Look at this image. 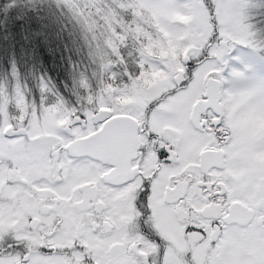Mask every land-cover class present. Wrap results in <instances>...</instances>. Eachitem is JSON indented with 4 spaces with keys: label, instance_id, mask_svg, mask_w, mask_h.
<instances>
[{
    "label": "snow or ice",
    "instance_id": "6c2138e0",
    "mask_svg": "<svg viewBox=\"0 0 264 264\" xmlns=\"http://www.w3.org/2000/svg\"><path fill=\"white\" fill-rule=\"evenodd\" d=\"M136 2L158 24L123 10L110 96L41 80L37 115L68 117L42 142L0 117V264H264V0Z\"/></svg>",
    "mask_w": 264,
    "mask_h": 264
},
{
    "label": "trees",
    "instance_id": "16d2710c",
    "mask_svg": "<svg viewBox=\"0 0 264 264\" xmlns=\"http://www.w3.org/2000/svg\"><path fill=\"white\" fill-rule=\"evenodd\" d=\"M10 3L13 0H0V107L8 103V111L14 116L22 114L18 110L22 106L14 103L13 93L23 90L32 98H41V80L69 104L75 103L81 88L92 84L103 92L104 87L113 91L115 88L106 83V66L122 63L116 40L131 41L138 35L129 28L123 10H131L142 26L155 25L149 13L140 9L135 13L136 4L129 0H95L102 24L90 15L62 9L56 0H38L37 6L15 0L16 6L11 8ZM13 67L16 77L12 76ZM85 78L87 85L81 83ZM103 83L106 86H101Z\"/></svg>",
    "mask_w": 264,
    "mask_h": 264
},
{
    "label": "rangeland",
    "instance_id": "374dc122",
    "mask_svg": "<svg viewBox=\"0 0 264 264\" xmlns=\"http://www.w3.org/2000/svg\"><path fill=\"white\" fill-rule=\"evenodd\" d=\"M132 2H133V4H136V7H137V9L135 10V13L138 12L139 9L141 11H144L146 13H149L148 16L153 20V22L155 23V25L158 24L157 17H156V15L154 13H152L151 11H149L143 5L137 3L136 0H132ZM176 19L180 20L182 23H187L189 21L190 17H177ZM136 21L140 25H142L141 20H139V18H136ZM160 31L162 32V35L164 36L165 40L167 41L168 40V34L167 33H164L162 29H160ZM170 54H171V45H169V49L168 50H162L161 53H160L161 56H168ZM159 76H160L159 73L151 74L149 80H146V81L142 82V87H149V88L152 87V82L158 80L159 79ZM101 86H106V84L103 83ZM104 90H105L104 91L105 95H108V96H110L111 93L115 91V89H113V91L109 92L108 91L109 90L108 87H104ZM19 92L21 94L16 98L15 96L18 95ZM30 98H32V96H30V94H29L28 91L24 92L23 90H20V91H16V92L13 93V99H14V101H16L14 103H17V104L20 103V105L22 106L21 108H18V110H20L23 115H26V114L31 115L30 116V120H34V122L36 124V128H37L39 126V123H40L39 122V120L41 118L40 114H43L45 111L42 110L43 109V106L41 105L40 114L37 115V108L35 107V105H33L30 102ZM40 99L41 98H37V99H35V101L37 103H39ZM123 101L130 102V97H127L126 96L124 98H118L117 103L118 104H121ZM7 104L8 103H5V106H4L5 108L0 107V117H2L5 122H8L9 120L10 121L16 120L15 118H13L14 117L13 114H10L9 113L10 109H8L9 106ZM46 113L47 114H50V115L55 114V113H58V108L56 106H54L51 109H48L46 111ZM17 115H21V114H17ZM8 125L9 124H7V126L5 127V129L8 127ZM39 129H40V127L38 128V130Z\"/></svg>",
    "mask_w": 264,
    "mask_h": 264
},
{
    "label": "flooded vegetation",
    "instance_id": "af4514ba",
    "mask_svg": "<svg viewBox=\"0 0 264 264\" xmlns=\"http://www.w3.org/2000/svg\"><path fill=\"white\" fill-rule=\"evenodd\" d=\"M67 102H70L69 100H66ZM130 102H126L123 101L121 103V105H126ZM52 107H48V108H43L42 110L45 111L43 114H40L41 118L39 120V126L36 128V124L34 122V120H30V116L29 114L26 115H17L14 116L13 118H15L16 120H12V123L19 125H23L24 121L26 119H28L29 124L31 126V131L33 133V135L31 136V140L33 142H42L44 138H46L48 136V129L53 128V127H63L64 125H66L68 123V117L64 116L62 119H57V115L58 113L55 114H47L46 111L48 109H51ZM48 119V120H47ZM11 124L8 125V127L5 129V131H8L11 128ZM40 127V129L38 130V128ZM20 131H24V128L21 127Z\"/></svg>",
    "mask_w": 264,
    "mask_h": 264
}]
</instances>
